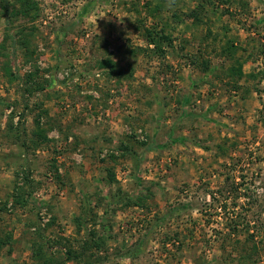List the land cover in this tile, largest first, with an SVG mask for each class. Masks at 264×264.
Returning a JSON list of instances; mask_svg holds the SVG:
<instances>
[{"label":"rangeland","instance_id":"rangeland-1","mask_svg":"<svg viewBox=\"0 0 264 264\" xmlns=\"http://www.w3.org/2000/svg\"><path fill=\"white\" fill-rule=\"evenodd\" d=\"M0 264H264V0H0Z\"/></svg>","mask_w":264,"mask_h":264},{"label":"trees","instance_id":"trees-1","mask_svg":"<svg viewBox=\"0 0 264 264\" xmlns=\"http://www.w3.org/2000/svg\"><path fill=\"white\" fill-rule=\"evenodd\" d=\"M209 1H211V0H209ZM148 6V5H147ZM158 7H159V5H157ZM199 6L200 7H202L201 6V4H199ZM157 7V8H158ZM153 11H154V9H153ZM195 13V11H191V16H193V14ZM146 32H147V34H150V33H152L151 31H150V29H146ZM160 36H163V35H160ZM152 42H154V43H156V44H159L160 42L157 40V39H154V38H151L150 39ZM104 63H106V66H113L114 65V63H113V61H111V60H109V59H107V60H105V61H103Z\"/></svg>","mask_w":264,"mask_h":264}]
</instances>
